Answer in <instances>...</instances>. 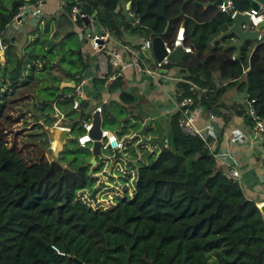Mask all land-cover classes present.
<instances>
[{
    "label": "trees",
    "instance_id": "trees-1",
    "mask_svg": "<svg viewBox=\"0 0 264 264\" xmlns=\"http://www.w3.org/2000/svg\"><path fill=\"white\" fill-rule=\"evenodd\" d=\"M127 1L132 13L130 17L122 12ZM214 1L63 0V13L59 18L49 17L41 25L28 30L23 35V46L17 50L15 37L12 34L7 36L8 25L20 5L35 0H0L3 58L0 61V251H3L4 263L87 264L84 250L91 237L83 229V224L101 212L91 206L100 190L94 187L92 176L100 170L98 164L91 167L75 164L73 160L65 162L63 156L72 153L67 147H63L56 163L46 160L43 152L38 160L26 161L15 145L7 148L4 131V125L11 122L9 112H13L20 100L30 97L35 104L33 110L39 112L38 119H43L44 124L37 121L35 124L43 133L38 131V134L28 136L33 139L37 135L45 136V140L38 142L46 150L47 129L58 121V125L67 127L70 134L75 132L69 142L78 150L89 153L79 147L76 139L84 133L82 122L88 118L85 111H91V107L79 97L78 107L73 109V92L59 86L61 82L69 81L77 84L88 63V56H83L80 48L82 37L86 36L85 26L80 17L73 20L68 16L72 6L78 9V14L93 15V23L117 39L122 34L147 39L151 35L170 44L177 27L182 26V44L190 51L176 65L181 78L176 83V100L190 96L191 85L209 86L211 90L206 96H191L192 108H202L209 114L211 108L218 111L219 99L225 89L244 90L254 99L253 106L264 124V37L252 47L245 42L238 57L231 60L236 76L245 70L242 81L233 79L222 87H214L211 68L205 62L197 63L205 49L211 54L235 51L233 46L226 45L234 34L215 39L229 27L230 13L218 11ZM232 5L237 12L249 8L247 0H232ZM73 28L79 33L78 37L74 36L75 48H72L71 41V36L75 35ZM118 79L115 77L111 84ZM96 81L102 82L101 79H91L92 84ZM118 96L119 103L108 101L102 109V129L112 131V126L103 125L112 124L116 117L127 114L124 119L118 118L117 123L119 119L122 123L118 130H113L116 136L119 138L132 130H138L143 136L150 134L157 147L148 156H153L156 149L159 151L146 165L136 162L135 188L130 201L122 198L116 206H121L124 201L136 212L138 222L147 220L157 225L155 232L165 226L170 232L167 244L179 248V251L168 250L163 255H152L151 251L141 252L135 248L133 261L126 264H184L179 256L181 248L186 249L185 255L189 257L199 254L201 264H264L261 214L254 202L244 197L236 182L227 180L220 171L212 170L213 151L209 152L200 137L185 135L179 129V113L153 118L141 127L142 118L150 115L143 99L124 90ZM47 109L51 114L46 112ZM58 116H61L60 120ZM223 121L225 124L226 119ZM128 146L135 157L133 147ZM262 148L264 150V132ZM126 151L127 146L122 154ZM166 161L172 165L165 168ZM261 162L264 168V156ZM117 231L122 232L121 229ZM144 240L147 239L139 242Z\"/></svg>",
    "mask_w": 264,
    "mask_h": 264
},
{
    "label": "crops",
    "instance_id": "crops-1",
    "mask_svg": "<svg viewBox=\"0 0 264 264\" xmlns=\"http://www.w3.org/2000/svg\"><path fill=\"white\" fill-rule=\"evenodd\" d=\"M125 4H124V6H125ZM28 5L30 7L27 10L26 14L24 15L25 18L22 21L24 22V25L26 24L29 28H33L37 24L41 25L42 21H45L49 17H52L53 19L56 20L57 14L60 12L63 13V5L61 6V0H44L40 7H35L32 5V3L28 4ZM214 7L216 8L215 5H214ZM122 12H123V14L125 13L123 10H122ZM93 24L94 23H93V18H92L89 20L88 24H86V25L83 24V25L85 26V28L89 29V28L93 27L92 26ZM243 25L244 24L242 23L241 27H243ZM94 28H95V30H98V31L101 30V28L99 26H96V25L94 26ZM250 28H252V27H250ZM75 29H77V28H75ZM102 30H104V29H102ZM225 31H223V32H225ZM223 32H221V33H223ZM88 33H85V34H88ZM217 37L215 39L218 40L219 38H217ZM235 37H232L231 41L229 43H227L226 45L227 46H233L235 48L234 45L238 43V39H237V37L236 38ZM145 39H147V38H144V37L138 36V35H131V34H122L121 37L119 39H117V38H113L112 36H110L108 34V39L106 40V45H107V47H111L114 44L125 45L126 47H128L130 49V52L122 54V59L124 62H127L128 58H132L133 56H135L138 58V63H139L141 68H151L153 65V62H154L153 57L144 56L142 53L143 50L140 53V47H141V45ZM256 41L257 40H255L253 42L250 40H246L243 42V44L245 42H248V44L252 47ZM17 44H18L17 42L14 43V46L16 48H20L23 46V44H21L20 47H17ZM243 44L241 45V47L243 46ZM184 47H187V46H184ZM0 48H1V45H0ZM1 51H2V48H1ZM235 53H236V49L231 54L230 53L226 54L223 52L211 54L209 51H207L205 49V50H202L201 58L198 59L197 63L200 65L203 64V62H205L206 65L208 64V67L211 68V71H212V77H211L212 84L214 82H216L219 84L218 87H222L224 84H226L227 82H229L233 79H235V81H237V80L242 81L244 79L245 70L243 69L240 76H236L234 71H233V68L231 66V60L234 59ZM185 54L186 53H184V55ZM86 56H88V63L86 64L85 68L82 70V72L80 73L79 76H80V80H85L84 82L81 83V88L84 92L83 98L87 101L89 107H91V110L101 100H105L106 103H108V101H112L113 103H119V96H118L119 92L121 90H124L126 92L132 93V95L139 96L141 99H143V101L145 102V105L148 107L147 110H150V115L146 118H142V120L140 122L141 127L148 120H151L153 118L158 119L159 117L170 116L171 114L175 113L174 112V106H175L174 103H175V101H177L176 96L178 95L176 83L181 81V78H180L179 73H178V67L176 66L178 64L170 63L166 67V72H164V73L159 72L158 74H155V75H152V76L145 78V81H144L145 85L142 86L141 80H143V78L140 76L139 73H136L135 69H133L132 67H126L122 71L118 70L113 65V63L111 62L109 56H107L106 54H103V53H94L93 52V53L87 54ZM150 59L152 60V63L150 62ZM112 67H113V69H112ZM111 76H114V78L119 77V79H118L119 81H117L118 83L115 82V83L111 84V82L114 80V78L109 79ZM92 78L101 79L102 82L96 81L97 83L92 84L91 83ZM80 80H79V82H80ZM79 82L77 84H79ZM77 84H75V85H77ZM220 84H222V85H220ZM191 86H195V85H191ZM62 87H64V86H62ZM195 87H198V86H195ZM67 88L71 89L72 87H67ZM199 88H202V87H199ZM224 94L226 96H230L231 98H233V103H231L232 105L228 109L226 107L222 108L223 100H219L218 111H220V112L215 110V113H212L213 115L214 114L216 115V118H215L216 121L213 123V125H215V123H216L214 130H215V132H217L218 136L220 135V137H221L222 129L224 130V132H226V134L228 136H234V135H236L235 133L240 132L243 137H242V140L240 139L241 145H231V143L228 142V139H225L219 145L217 150L218 151L219 150H221V151L227 150V151H230L233 153V155L236 158V161L238 162L239 172H240V180L238 181L237 184L239 185L244 197L248 200H251L255 204L260 203V202L264 201V168L262 167V162L261 161L259 162V158H258V156L260 155L259 154L260 153L259 152V144L258 143H250L248 141L250 136H251L249 124L243 120L242 115L240 114L241 113V101H242V98L244 96V90L237 91L236 89H232V88L231 89H225ZM206 95H207V93H205V96ZM190 96H196V95L190 94ZM200 96H203V95H200ZM104 106L105 105H103V107ZM103 107H102V109H103ZM124 107H126V106H124ZM128 111L130 112L129 109H128ZM206 113H207V115L203 114V116H202V114L200 115V111H199V125H201V126L207 120L208 112H206ZM209 113H211V112H209ZM100 115L101 114H99V116ZM130 115H133V113ZM219 115H220V120H218L219 118L217 117ZM223 116H224V118H223ZM126 117H128L127 114L126 115L123 114L121 117H116V119H117L116 121H118V118L124 119ZM225 119H226V123L224 124L225 121H223V120H225ZM100 120H101V117H100ZM121 120L119 119L118 128L116 130H118L119 127L121 126V123H122ZM134 120L135 119H131V121H134ZM84 121L85 122H91V116H89L88 119L86 118ZM219 122H221V124ZM54 125L57 126L58 121H55L53 123V126ZM58 126H60V125H58ZM219 126H220V128H219ZM51 127H48V129H50ZM100 128H102L101 122H100ZM69 135H70V132H69L68 136ZM129 136H132V137L129 139ZM135 137H138V139H136V140L140 139V140L146 141L147 140L146 138H151L152 136L150 134H146L143 136V135H141V133H139L138 130H134V131L132 130V131L128 132V134L121 135V137H119V139H121L124 142V148H125V143H131L132 142L131 146L134 145L132 140ZM46 138H47L46 140L48 143V148L46 149V152H47V150L51 146V141L49 140L47 133H46ZM218 141L220 142V139H218ZM154 143H156V141H154ZM64 145H63V147H64ZM79 147H81V146H79ZM81 148L89 151V153L87 154V159H86V160H88L87 161V163H88L89 158L91 157L90 146L86 147V144H85L84 147H81ZM122 151H119L120 155H114L113 152L111 151L110 156L107 157V159L111 163V165L109 167L106 166L107 169L109 168L108 169L109 172H112V170L118 171L117 168L116 169L113 168V165L114 166L118 165L120 162H123L125 168L128 169V171H131L132 167L131 168H129V167L132 164L135 165V162H131V160L125 161V160H127L126 159V152L124 154H122ZM45 153H43L44 157H45ZM100 153H101V150L99 152V155H100ZM113 157H115V159ZM117 159H119V160H117ZM99 160H100V162L97 163L96 160L94 159L95 164L101 165L100 163L103 162L105 165V161H102V160H104L102 157H100ZM95 164H92V166H94ZM81 165H86V162L81 163ZM103 168H105V166H103ZM103 168H100L99 171H102ZM111 168H113V169H111ZM89 170H91V168ZM135 172H136V170H135ZM96 173L97 172H94L92 174L93 178H95L94 175ZM109 177L114 178V175H112V176L109 175ZM95 186L96 185H94V187ZM258 188H261V191L258 192V190H259ZM261 205H264V203H262Z\"/></svg>",
    "mask_w": 264,
    "mask_h": 264
},
{
    "label": "rangeland",
    "instance_id": "rangeland-1",
    "mask_svg": "<svg viewBox=\"0 0 264 264\" xmlns=\"http://www.w3.org/2000/svg\"><path fill=\"white\" fill-rule=\"evenodd\" d=\"M60 14H62V12L57 14V19L59 18ZM17 18L18 17L13 18L10 25H8L9 34H7V36L9 37L12 34L18 43L17 47H20V45L25 39L23 35L27 33V31L30 30L31 28H29L26 24L24 25V22L22 21L25 18L24 15L19 17L20 23L18 25H17L18 23ZM95 25L96 24H93L92 26L94 27ZM73 30L75 35L71 36V41H72V48H75L73 42L75 41L76 38L74 36L78 37L79 33L77 29L73 28ZM250 41L253 42L255 40H250ZM35 48L37 51H39V47L37 43H35ZM18 49L19 48H17V50ZM83 49L84 51H86V54L82 52V44H81V52L83 56H86L87 54L92 52L89 50L87 44L84 45ZM2 60L0 59V61ZM150 62L152 63L151 59ZM4 88L5 87H3L2 89ZM28 92L30 93V91ZM224 92L221 95L222 97L220 96L219 100H223L222 108L226 107L228 109L232 105L231 103H233V98H231L230 96H226ZM15 93L18 95L17 92ZM18 96H23V94L19 93ZM27 98L28 99L23 101L20 100L18 104L13 108V112L11 111L9 112L11 122L4 125V131L7 140V148L10 149L13 144L15 145L16 150L23 153L24 156L23 158L26 161L27 160L36 161L38 160L39 154H42V152L43 153L46 152L45 147H42L38 142L39 140L42 139L45 140V136L37 135V137L35 136V138L33 139V137H30L28 135L35 134L39 131V126L35 124L38 123L37 121H39V123L42 124L44 123H43V119L41 118L38 119V117L40 116L39 112L33 110L34 108L33 105H35L31 101L33 99H30V97ZM46 112L51 114L50 109H47ZM85 113L86 115L91 116L90 111H85ZM201 114L202 116L203 114L207 115V113L202 108L200 109V115ZM217 117L219 118L218 120H220V115ZM219 123L221 124V122ZM105 126H112L114 129H117L118 123L117 121L115 122L113 121L112 124L103 125V127ZM39 132L43 133V131H39ZM74 134L75 132L73 131L69 135V137L73 138ZM235 134L236 135L234 136H228L226 132H224V130L222 129L220 142L218 145H216L215 148H213V140L210 139L209 137L206 138L207 141L204 143L208 147L210 153L211 151H213V153L217 151V148L225 139H228V142L231 143V145H241L240 139L242 140L243 137L242 134L240 132H237ZM136 139H138V137H135L132 140L134 143V145L132 146L133 147L132 150L135 153L134 155L135 158L132 157L128 146L131 145L132 142L125 145L127 146L128 149V151H126L127 160L125 161L131 160V162H135V165L132 164L130 167L128 166L129 168L132 167L131 171H128V169L125 168L123 162H120L119 163L120 165L119 164L115 166L113 165V168L115 169L117 168L118 171L116 170H112V172L108 171L109 168L107 169L106 166L109 167L111 165L110 161L107 159V157H109L111 154L110 149L101 150L100 155H97L94 158L98 163L100 162L99 160L100 157H102L104 159L102 161H105V165L102 162L100 163L101 165L98 166L99 169L103 168V166H105V168H103L102 170L103 172L98 171L94 175L95 176L94 185H96L95 187H99L100 190L96 192V201L91 205L94 210L99 211L100 209L101 212L98 215H93L85 224H83V229L91 237V241L87 244L86 249L84 250V255L87 260V264H126L127 261H133L132 259L133 254L136 253L134 252L135 248H137V251H141V252L151 251L152 255H157L158 253H161V255H163L168 250L179 251L178 247L167 244L166 240L169 239L168 235L170 232L166 230L165 226H163V228L155 232L157 225L155 226L153 222H149L147 220L138 222L136 219L137 215L134 214L136 212L129 209L130 206L124 204V201L120 203L121 206H116L118 200L122 198H125V200L130 201L131 195L133 194V190L135 188L134 180L136 175L135 170L137 168L136 162H139L142 165H146L149 162V160L152 159L154 155L156 156L157 152L159 151V149H156L155 152H153L154 153L153 156L152 155L148 156V153L152 152L155 149V147H157L156 143H154L153 140L151 141L152 138H146L147 142L140 139L139 140ZM87 146H90V143H87L86 147ZM64 147H67L72 151V153L67 152L68 154L63 156L65 162H70L71 160H73L75 164H81L83 162H86L87 166L92 167L91 163L89 162L87 163L88 161L86 160L87 154L84 153L82 150H78V148L75 147L74 143H71L69 142V140H67L65 142ZM259 154L260 155L258 156V158L260 162L261 153ZM164 165L165 168H167L169 165L172 164L167 163L166 161ZM165 168H163V171H165ZM109 175L111 176L114 175V178L109 177ZM156 175L159 176L158 174ZM258 189H259L258 192L261 191V188ZM125 192L127 194H125ZM119 229H121L122 231L121 233L117 231ZM161 235H164L166 237L162 238ZM143 239H147V240L139 242ZM185 251H186L185 248H181V254L179 255L180 258L183 260L184 264H201V258H199V254L198 256L195 255L192 258L189 257L187 254L185 255Z\"/></svg>",
    "mask_w": 264,
    "mask_h": 264
},
{
    "label": "built area",
    "instance_id": "built-area-1",
    "mask_svg": "<svg viewBox=\"0 0 264 264\" xmlns=\"http://www.w3.org/2000/svg\"><path fill=\"white\" fill-rule=\"evenodd\" d=\"M43 1L44 0H35V2L32 3V5L35 7H40ZM62 5H64L63 0H61V6ZM128 5L129 2H127L124 6V12L126 17H130L132 15V13L128 10ZM29 7L30 6L28 4H22L19 6L17 13L13 17V18L18 17L17 25L20 23L19 17L25 15ZM216 7L220 12H224V13L229 12L230 17H232V15L235 12H237L233 9L232 0H220L219 4H217ZM243 12L247 14L249 25L252 28H254L258 23L264 21V7L262 5H259L257 9L248 8ZM68 16L73 20L76 17H83L82 14H78V9L75 6H72L70 11L68 12ZM85 35L86 36L82 37L83 38L82 52L84 54H86V51H84L83 48L84 45L87 44L90 51L94 53H103L109 56L111 62L118 70L122 71L126 67H132L133 69H135L136 73H139L140 76L143 78V80H141L142 86L145 85L144 82L145 78L158 74L159 71L162 69H165L166 72V66L170 64L167 60V55L170 54V52L174 48L181 47L184 53L190 51L189 47H184L182 44L183 27L178 26L171 43L166 44L163 42L164 56L159 61L154 60L151 68H141L138 63V58L135 56H133L132 58H128L127 62L123 61L122 54L130 52V49L125 45L114 44L111 47H107L106 40L108 39V34L104 30L101 29L98 31L95 30L94 27H91L89 28V33ZM256 36H257L256 40H261L264 37V27L257 30ZM150 47H151L150 38L145 39L140 47V53L143 49L149 50ZM113 78L114 76H111L109 79H113ZM84 81L85 80H80L79 84L74 85L71 88L74 95L72 99L73 109L78 107V98L84 96V92L81 88V83ZM213 86L218 87L219 84L214 82ZM189 90L192 95H196L197 98H199L200 95L205 96V93L209 92L211 90V87L207 86V87L199 88V87L191 86ZM105 103H106L105 100H101L97 105L93 107L90 113L92 114L93 112H96L97 114H101L102 107L103 105H105ZM253 103H254V99L250 98L249 95L246 92H244V96L241 101L240 114L242 115L243 120L249 124L251 136L248 141L250 143L259 144V152L261 153V157H263L264 150L262 148V140H263L264 124L262 119L257 115ZM174 105H175L174 112L180 114V117L178 118L177 121L178 127L185 135L198 136L204 142H206L207 141L206 138L209 137L210 139L213 140V148H215L216 145L219 144L218 139H220V135L218 136L217 132H215L214 130L216 123L215 125H213V123L215 122V116L212 113L208 114L206 122L201 126L199 125L200 108L198 107L192 108L191 96L182 97L179 101H175ZM60 119L61 116H58V120ZM90 126H91L90 122H85V121L82 122L84 133L78 136L76 139L78 145L81 147H84L85 144L92 142V139L87 134L90 129ZM131 137L132 136H129V139ZM99 143H100L99 144L100 150L110 149L111 151L115 150L119 152L124 149V142L121 139L117 138V136L114 134L113 131L108 129L100 128ZM213 157H214V166H212V170L213 171L218 170L227 180H231L238 183V181L240 180V172H239L238 162L236 161V158L234 157L233 153L227 150H223V151L217 150L213 153ZM113 158L115 159V157ZM262 203H264V201L256 204L254 203L258 211L260 206H262L261 205ZM52 248L56 251L54 247Z\"/></svg>",
    "mask_w": 264,
    "mask_h": 264
},
{
    "label": "water",
    "instance_id": "water-1",
    "mask_svg": "<svg viewBox=\"0 0 264 264\" xmlns=\"http://www.w3.org/2000/svg\"><path fill=\"white\" fill-rule=\"evenodd\" d=\"M220 0H215L213 2V5L219 4ZM249 2V8L257 9L259 5H262L264 7V0H248ZM82 20V23L84 25L88 24L89 20L93 18V15L89 16H83L80 17ZM244 24L243 27H241V24ZM264 27V21L258 23L254 28H250L249 26V20L246 13L241 12H235L232 17H230V25L227 28V30L223 33H221L217 38H220L221 36L225 34H234L237 39L238 43L235 44L236 53L234 55V58H236L239 54V48L246 40H256V34L257 30ZM85 33L89 32L88 28L84 29ZM149 38L151 40V47L150 49H143L142 53L146 57H153L155 61H159L164 56V49H163V41L159 37H152L149 35ZM1 49H0V59L1 57ZM184 55V51L181 47L174 48L170 54L167 55V60L169 63L174 64H180L181 59ZM160 73H164L165 69H162L159 71ZM60 87H73L74 83L72 81L69 82H61ZM211 113H215V109H210ZM91 126L88 131V136L92 139V142L90 143V153L91 157L89 158V163L95 164L94 157L99 155L100 149H99V134H100V116L96 112H93L91 114ZM69 129L66 127L61 126H52L50 129L47 130V135L49 140L51 141V146L47 150L45 157L49 162H58V156L59 153L63 149V145L67 140L70 139L68 136ZM114 155H120L118 151H112ZM259 212L261 214V217L264 221V205L260 206Z\"/></svg>",
    "mask_w": 264,
    "mask_h": 264
},
{
    "label": "flooded vegetation",
    "instance_id": "flooded-vegetation-1",
    "mask_svg": "<svg viewBox=\"0 0 264 264\" xmlns=\"http://www.w3.org/2000/svg\"><path fill=\"white\" fill-rule=\"evenodd\" d=\"M2 252H3V251H0V264H6V263H4L3 260H2Z\"/></svg>",
    "mask_w": 264,
    "mask_h": 264
},
{
    "label": "clouds",
    "instance_id": "clouds-1",
    "mask_svg": "<svg viewBox=\"0 0 264 264\" xmlns=\"http://www.w3.org/2000/svg\"><path fill=\"white\" fill-rule=\"evenodd\" d=\"M260 213V212H259Z\"/></svg>",
    "mask_w": 264,
    "mask_h": 264
}]
</instances>
